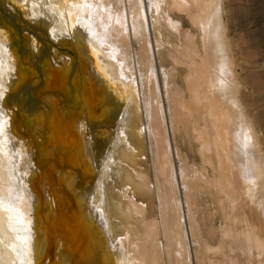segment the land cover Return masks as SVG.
Wrapping results in <instances>:
<instances>
[{
	"label": "bare ground",
	"instance_id": "obj_1",
	"mask_svg": "<svg viewBox=\"0 0 264 264\" xmlns=\"http://www.w3.org/2000/svg\"><path fill=\"white\" fill-rule=\"evenodd\" d=\"M8 1L0 0V264H92L97 251H100L102 264H163L165 262L161 256L162 247L158 239L159 230L156 229V222H147L146 206L137 203L136 199L129 196L130 186L124 187L120 195L124 201L120 206H109V202H104L105 184L108 183V179H105L109 169V157L104 156L101 159L102 169L98 172L94 167L97 161L93 157L94 150L88 130L91 120L93 122L102 119L103 121L104 118L103 123L106 124L110 120V115L114 117V123L118 127L116 131L112 134L101 131L98 134L112 137L110 144L118 149L117 156H121L115 160V168L121 172L120 181L126 183L130 176L128 170L131 167L129 168L124 160L130 155L133 157L136 149L132 146L125 127L132 122L131 115L141 109L142 98L136 78L137 61L132 49L133 38L140 43V59L147 66L143 78L146 87L143 102L154 150L157 151L159 168L156 167V174L163 178V183L160 180L158 193H156L162 203V205L160 203L161 222L166 240L167 257L171 258L174 264H191L188 239H192L196 244L200 234L197 233L194 216L192 218L190 213L195 204L194 201L191 202L193 196L192 184L190 185L194 180L192 176L195 174L190 178L186 171H182L179 179L172 155L175 150L167 135V127L170 123L172 124L170 127H173L175 132L178 129L177 124L182 121L183 117L179 116L177 110L183 105L187 106V103L184 104L186 95L184 91L180 92L177 84L173 86L170 84L171 79L164 69L162 70L163 84L155 67L157 63L155 49L158 50V58L169 51V54L177 61L178 55L175 54V49H171L175 35L170 33L167 36L166 33L177 30L170 14L173 11V0H149L151 15L153 16L155 12L159 19L152 25L155 39L151 37V32L149 33L146 0H128L129 9L126 6L125 8L120 6L123 2L126 3V0H40L37 6L35 0H10L15 5L11 3L9 5ZM174 1L177 2L176 6L174 5L175 8L188 10L187 0ZM219 10L213 12L211 20L206 21L205 17L201 20L198 17H195L196 20L191 19L194 24L200 25V32L203 34L200 42L205 44V48L202 53L201 50L199 53L197 41L192 43L190 51L193 55L187 52L186 58L184 56V59L181 58L182 61L180 60L177 64H185L188 67L187 81L189 82L199 72L197 57L203 61L204 53L211 58L210 65L215 72L213 69L214 74H211L212 78L207 84L201 83L200 86L190 88L189 104L191 105L188 104L187 117L183 119L190 118L193 131L203 140V149L208 150L210 143L206 141L208 135L213 137L220 167L219 170L213 168V173L215 175L223 171V176L230 181L231 175L226 176L229 168L226 169L227 163L223 161L225 163L223 165L221 160L223 155L220 156V150L223 148L222 140L231 139L233 149H236L243 157H251V148H253L251 146L254 145L251 140L254 136L252 137V127L244 123L246 116L242 114L244 111L241 112L239 109L241 104L237 100L239 97L236 98L238 96L236 92L239 90H234L233 83H231L232 87L229 86L231 70L228 68L229 57L222 39L224 28L220 29L221 16L216 21ZM20 12L30 21L39 15L43 20L30 30L29 27L18 30L15 25L21 19ZM186 13L190 14L191 11ZM24 29L29 31V36L25 35ZM207 40H210L212 45L207 46ZM237 80H235L236 85ZM39 95H42L41 101H37ZM61 95H64V99ZM165 98L169 107L170 122ZM237 103L240 105L238 106ZM236 105L239 108L238 111L237 108L234 109L236 111L234 112L233 108ZM73 109H77V112L74 113ZM115 109L116 112H114ZM97 111L101 113L96 115ZM128 119L131 120L128 121ZM27 130L35 132V146L23 143L21 137ZM141 134L142 132L138 133V135ZM46 143L54 147L76 146L77 157L79 151L88 155L86 170L97 179L93 194L80 188L77 172L62 169L59 163L54 162L58 158L55 151H50L48 148L44 152L38 151V148H43ZM36 153L41 156L42 161L44 157L55 158L46 162L45 172L39 163L34 165L32 162V157ZM177 153L179 157V150ZM165 156L168 163L163 162ZM77 157H71L76 167L81 164ZM59 160L62 161V157ZM247 164L242 168V177L246 181L252 179V169ZM32 165L34 171L31 170ZM133 172L139 181L138 185L144 187L145 175L136 170ZM235 172L232 173L235 175ZM194 178L196 179L195 176ZM208 178L210 179L209 176ZM51 180L56 185L48 189V183L52 185ZM253 180L256 179L253 178ZM260 189L263 190L261 187ZM200 191H202L201 188ZM262 192L261 195L264 196ZM179 194L183 195L186 203ZM54 199L56 206L51 210L57 213L56 220L52 211L47 210V204ZM244 200L245 198L242 202ZM60 203L63 206H60ZM185 204L188 208L186 216ZM64 211L66 214L69 212L71 218L63 217ZM115 215L119 216V219L124 217L128 220H142L144 232L138 229L133 231L131 225L122 227L120 224L119 231L125 235L114 239L113 227L108 218ZM250 217L253 216L250 215ZM226 218L229 221L228 216ZM72 221L77 222L78 234L75 241L67 238L68 233H66L67 224ZM207 247L203 246L202 251H205ZM202 251L200 250L201 253Z\"/></svg>",
	"mask_w": 264,
	"mask_h": 264
},
{
	"label": "rangeland",
	"instance_id": "obj_2",
	"mask_svg": "<svg viewBox=\"0 0 264 264\" xmlns=\"http://www.w3.org/2000/svg\"><path fill=\"white\" fill-rule=\"evenodd\" d=\"M35 1H36V6H37L40 0H35ZM126 1H127L126 3L125 2H123V4L120 3L122 4L120 6L122 8H125L126 6L129 9L130 8L129 1L128 0ZM216 1H218V3ZM172 2L174 3V5L175 3L177 4V2H175L174 0ZM187 2H188V6H187L188 10L185 9L187 11H184V8H180V7L179 8L176 7L177 8L176 9L175 8L176 5L172 6L173 11L170 14L173 17V22L176 24L178 31L176 30L173 32L172 31L166 32L167 36H169L168 34L170 33H173V36L175 35L173 38L174 45H172L173 48L171 47V49H175V54L178 55L177 61L176 59L174 60L172 55L169 54V51H166L164 54H161V58H158L159 56L157 55L158 50L155 49V54H156L155 56L157 59V63L155 64V67L158 71V74L161 76L162 83H163V80H162L163 71L162 70L164 69L166 72H168L169 78L171 79L170 84L172 86L177 84L179 89L181 90L180 92L184 91V94L186 95V100H187V101L185 100L184 104L187 103V106H188L190 102L189 100L190 88L192 86H200L202 84H207V82L210 81V79L212 78V75L215 72V69L212 68L210 65L211 58H209L204 53H203V61H201V59L197 57L196 61L198 62V65H199L198 66L199 72L195 77H193V79H190L189 82L187 81V78H189L188 67L185 64H177V63L180 62L181 58L182 59L186 58L185 55L186 54L188 55L187 52L193 55L192 52L190 51L191 46H193L192 43H195L197 41L196 44L198 43L199 53H200V50L202 53L203 52L202 50H204L205 48L204 47L205 44L200 42L201 37H203L202 32H200V29H201L199 28L200 25L194 24L192 20H194L195 17L196 18L198 17L200 20L205 17V20L207 21L211 18L213 12H216L217 9H220L219 10L220 13L216 15V21L219 20L220 16L222 17V19L220 17V21H221L220 29L224 28L222 30V39H223V43H225L224 47L229 57L228 68H230L231 70L229 73L231 76L229 79L230 80L229 86L232 87V85L234 84L233 85L234 90L235 91L239 90L236 92L238 94L236 98L239 97L237 98V100H238V103L241 104L240 108L237 107L236 105V107L233 108V110L234 109L236 110L237 108V111H238V108H239L241 112L244 111L242 113L244 116L246 115L244 117L245 120L243 118V120L245 121L244 123L245 124L247 123L248 125L252 127L251 129L254 130V132L252 130V137L253 136L255 137V138L253 137L254 139L252 138L251 140L252 143L254 142V145L251 146L253 147L251 148L252 149L251 157L250 156L243 157V155L240 154L236 149H233V146H232L233 144H231L230 142L231 139L228 138V139H224L225 141L224 140H222V142L220 141L221 147H223L222 149L220 148L221 149L220 156L223 155V157L221 156L222 163L223 161L227 163L226 169L229 168L228 169L229 171L227 170L228 173L226 174V176L228 174L231 175V176L229 175L231 177L229 181V178L223 176V171L222 172L220 171L219 174L215 173L214 175L213 168H216L217 170L220 169L219 157H217L218 155H217L216 148L214 146V139L212 136L208 135V139L206 140L210 142L208 150L206 148L205 149L202 148L203 140L200 139L199 135L195 134V132L193 131L192 122L190 123L189 121L190 118L188 120L187 118L183 119L184 117H187V111H186L187 106L183 105V107H185L184 109L183 107L182 108L179 107L178 108L179 111L177 110L179 116L183 117L181 118L182 121H179V123L177 124L178 129L174 132L173 127L172 128L170 127L172 126L171 123L169 124V127H167V131H168L167 135L171 139L172 147L175 150V153L173 152L172 155H173L174 166L177 170V174L178 176H180L179 179L181 178V175L179 174H182V171H186V173L189 174L190 178L193 174H195L192 176L193 177L192 179H194L193 180L194 182L191 181L190 183V185L192 184L191 187H192V196H193L191 197L192 198L191 202L194 201L195 203L194 205L193 203H191L194 207L191 206L193 207L191 208V210L192 209L193 210L190 211V213L192 215V218L194 216L193 220L196 223L195 227L196 229L198 228L197 233H200V234H199V241L196 244L194 243L192 239H188V247H189L191 264H207V263L216 264L215 262L218 263L219 259L220 261L218 264L220 263L221 264H232L233 261H234V264H264V230H263L264 229V200H263L264 196L261 195L262 191H263L262 194H264V0H187ZM8 3L9 5L10 3L12 5H15V3L10 0L8 1ZM150 3L151 2L149 0H146V4L148 5L147 9H148V18H149L147 19V21H149L148 24H150L149 33L151 32L150 33L151 37L155 39V33L152 28V25L155 23V20L159 21V19L156 16L155 12L153 13V16L151 15L149 11ZM197 3H200V4H197ZM189 10L191 11V13L190 14L186 13V12H190ZM189 16L191 18H189ZM20 17L21 19L15 25L18 30H22L24 27H29V30H30L31 28L34 27L35 24L40 22V20L41 22L43 20L42 17L40 18V15H39L30 21L28 18H26L24 14L22 16L21 12H20ZM212 22H214L213 19H212ZM24 31H25V35L29 36V31H27L26 29H24ZM132 44H133L132 49L134 50V52L133 50L132 52L133 54L136 55L135 61H137L136 62L137 64L136 65V68H137L136 78L139 82V86H140L139 91L141 93L142 98H141V103H140L141 109H139L138 112L135 111L134 114L131 115L132 122H130V124H128L127 127H125L127 131V135L130 138V142L133 144L132 146L136 149V154H134L133 157H131L132 155H130L128 156L129 158L126 157L128 159L124 160V162L129 166V168L131 167L128 170L130 173V176L128 177L129 179L126 183H123L122 181H120L121 172L115 168V163H114L117 158L121 157V156L120 157L117 156L118 149L115 146L114 147L111 146L110 141L112 137L108 138L106 136L105 137L99 136L98 134L101 131H106L107 134H112L116 131L118 127L114 123L115 122L114 117H111V115L109 116L110 120H108L106 124L103 123V121L105 120L104 118H103V121H101L102 119L99 121L94 120L93 122L92 120L90 122L88 120L89 122L88 130H89V135H90L91 142H92L91 146L94 150L93 157L95 161H97L94 167L98 172L99 170L101 171L102 169V165L100 164L101 159L104 156L109 157V162H108L109 169L106 173V179H105V180L108 179V183L105 184L106 189H105V195H104V202L105 201L109 202V206L111 205L120 206L121 202L124 201V199L120 195L123 192L124 187L130 186L131 188L128 192L129 196L136 199L137 203H140L146 206L145 219L147 220V222H153V221L156 222V229L159 230L157 232L158 237H159L158 239L162 247L161 256L163 257L162 259H164L163 261H165L163 262V264L164 263L174 264L172 259L167 257V252H166V240L164 236V229L162 226L163 224L161 222L162 218H161L160 206L162 205V203H161L159 195L157 194L158 193L157 190L159 189L158 188L159 182L161 180L163 183V178L162 177L160 178L156 174V167L159 168V163L157 159V151L154 150L155 147L153 146L152 137H151V133L149 130L150 125L148 122V117H147L145 105L143 102L144 101L143 98L146 93V87L143 83V78L145 76L144 70L145 71L147 70L146 68L147 66L144 63H142L140 59L139 53H140L141 45L138 42V40L136 41L135 38H133ZM208 44L212 45L210 40H207V46ZM180 54H181V57H180ZM228 57H227V60H228ZM213 69H214V72H213ZM236 77L238 78V80ZM235 80H237L236 82L237 85L235 84ZM231 83L233 84L231 85ZM61 96H63L62 99H64V95H61ZM41 99H42V95H39L37 101H41ZM240 104H238V106ZM165 105H167L166 110L169 116V107H168L166 98H165ZM235 110L234 112H236ZM72 111L75 113L77 112V109H73ZM100 111H97L96 115L100 114L101 113ZM116 111L117 110L115 109L114 112ZM131 119H128V121ZM168 120L170 122V116L168 117ZM179 120H180V117H179ZM202 126L204 127V123H202ZM139 132H142V134L138 135ZM21 139L23 140V143L25 145H29V146L36 145V143L34 142L35 132L32 130H27V132L23 134ZM230 146H232V148ZM46 148H48L50 151H55L58 158L55 159L54 157H44L42 161L41 156L38 155L37 153L38 151L44 152ZM231 149L233 150V152ZM75 150H76V146H73L72 148H69L68 146L54 147L50 143H46L43 148L42 147L38 148L37 153L35 154V156L32 157V162L34 165L36 163H39V166L43 167L42 170L45 172L46 162H48V160L50 159L51 160L55 159L56 161L54 162L59 163L60 168L71 170L73 172H77L80 188L84 190H88L91 194H93L95 185L97 183V179L95 176H91L90 171L86 170L88 155L83 153V151L81 152L79 151V154H78L79 158H78L75 154ZM178 150H179L180 158L178 157V153L176 154ZM212 152H214V154ZM225 154L228 156L230 154L231 155L228 157ZM237 154L239 156H237ZM241 156L242 158H240ZM61 157H62V161L59 160V158ZM71 157L73 158L77 157L78 162H80L82 165L80 163H79L80 166H77V167L73 165V162L71 161ZM252 157H254L255 159ZM209 158H211V160ZM232 158L234 159L233 161L231 160ZM34 159L36 160L34 161ZM256 159L259 162V164L256 161ZM131 161L133 162L131 163ZM234 161L237 166L235 165ZM246 161L247 163L249 161V163L247 164ZM163 162L165 163L167 162L166 156L163 158ZM250 162L251 163L253 162L252 163L253 166H251L252 164ZM225 163H223V165ZM244 163H246L247 166L250 165L249 167L252 169V173H251L252 179L251 180H253L254 178L256 179L255 181L254 180L246 181L242 177V170H243L242 168L246 166V164ZM234 165L238 168V170ZM257 166L260 167V169L256 170V168H258ZM230 167H232V169H230ZM254 169L256 172L254 171ZM31 170L34 171L33 165L31 166ZM133 170L142 172L145 175L146 183L144 184V187L142 186L140 187L138 185L139 181L135 178ZM232 172L233 173L235 172V175ZM204 173L206 175V179H205V175H203ZM197 174L199 175L197 176ZM256 175H258L259 177L256 178L255 177ZM194 176L196 177V179L194 178ZM208 176L210 177V179L208 178ZM211 177L213 179H211ZM198 178H199V181H198ZM202 178H204V180L206 181H204ZM242 178L244 180H242ZM209 180L211 182H208ZM241 181L243 182L241 183ZM51 182H52V185L48 183V189H52V187L56 185L53 183L54 182L53 180H51ZM234 182L237 184L235 185ZM205 186L206 188H204ZM233 186H236L237 188L236 187L234 188ZM242 187L244 189H242ZM254 187L255 189H253ZM260 187L263 189L262 191ZM200 188L203 192L200 191ZM195 190L197 191L196 193H195ZM252 191H255V192L252 193ZM258 191H261V192H258ZM198 194H200V196ZM220 194L223 196H221ZM180 196H181V199H183L184 203H186V200L183 197V195L181 194ZM260 196L262 198H260ZM243 198H245V200L243 201L244 203L242 202ZM252 199L253 201L251 202ZM226 200L230 203V207H229V203ZM243 205H244V208H243ZM54 206H56L55 199L54 201L52 202L50 201L47 204V210L51 212L52 211L51 209ZM60 206H63V205L60 203ZM223 206L226 208H224ZM227 206H228V209H227ZM186 208L187 207L185 204V210H184L185 216L186 214L188 215V208L187 209ZM228 212H230L231 214H229ZM56 214L57 213H55V211H52V215L53 216L55 215L54 216L55 220L57 219V216H58ZM259 214L260 216H258ZM250 215L253 216L252 217L253 219L250 217ZM64 216H66V218H71L70 217L71 214L69 212L68 214H66V212L64 211L63 217ZM226 216H228L229 221L226 220L227 219ZM247 217L248 219L250 218L251 219L248 220L246 219ZM258 218L259 219L261 218V219L259 220ZM108 221H110V224L113 227L112 236L114 239L120 238L122 235H125L122 231H119L120 224L122 227L131 225L133 227V231L138 229L140 232H144L145 230L142 224V220H137V219L128 220L124 217H121V219H119V216L117 217L115 215V216H109ZM76 224H77L76 221H72L69 224H67L68 227L66 229V233H68L67 238H70L73 241L76 240V237L78 234V232L76 231V226H77ZM224 238H225V241H224ZM201 242H202V246H201ZM203 246L204 247L208 246L207 248H205V251H202L204 250V248H202ZM208 248L209 250H207ZM200 250L202 251V253L200 252ZM210 251H211V254H209ZM203 252H207L209 255L207 253H204L205 254L204 255ZM204 256L206 257L205 261H204ZM217 258L219 259L217 260ZM227 258H230V259H227ZM212 259H214V261ZM92 264H102L100 251L99 252L97 251V253L95 254L94 263Z\"/></svg>",
	"mask_w": 264,
	"mask_h": 264
}]
</instances>
